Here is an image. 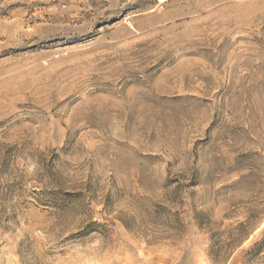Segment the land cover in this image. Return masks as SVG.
I'll return each instance as SVG.
<instances>
[{
  "label": "rangeland",
  "instance_id": "obj_1",
  "mask_svg": "<svg viewBox=\"0 0 264 264\" xmlns=\"http://www.w3.org/2000/svg\"><path fill=\"white\" fill-rule=\"evenodd\" d=\"M0 264H264V0H0Z\"/></svg>",
  "mask_w": 264,
  "mask_h": 264
}]
</instances>
